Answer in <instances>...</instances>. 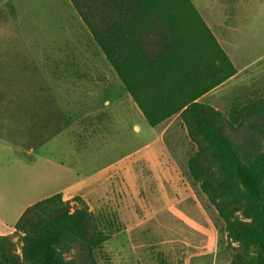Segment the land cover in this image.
Here are the masks:
<instances>
[{
  "label": "rangeland",
  "instance_id": "1",
  "mask_svg": "<svg viewBox=\"0 0 264 264\" xmlns=\"http://www.w3.org/2000/svg\"><path fill=\"white\" fill-rule=\"evenodd\" d=\"M191 1L238 71L225 97L260 84L264 0ZM128 101L68 0H0V232L61 193L115 218L98 264H230L180 122L159 135Z\"/></svg>",
  "mask_w": 264,
  "mask_h": 264
},
{
  "label": "trees",
  "instance_id": "2",
  "mask_svg": "<svg viewBox=\"0 0 264 264\" xmlns=\"http://www.w3.org/2000/svg\"><path fill=\"white\" fill-rule=\"evenodd\" d=\"M150 127L177 116L193 153L188 177L215 208L232 246L230 264H264V80L197 101L237 73L191 0H68ZM134 55L156 72L144 105L126 74ZM115 218L54 194L0 235V264H98Z\"/></svg>",
  "mask_w": 264,
  "mask_h": 264
},
{
  "label": "crops",
  "instance_id": "3",
  "mask_svg": "<svg viewBox=\"0 0 264 264\" xmlns=\"http://www.w3.org/2000/svg\"><path fill=\"white\" fill-rule=\"evenodd\" d=\"M201 16V15H200ZM203 19V18H202ZM206 23V22H205ZM207 25V24H206ZM208 26V25H207ZM208 28L211 30L212 34L214 35L215 39L217 40L218 44L222 47V43H223V39L221 38L220 35L217 34V32L213 31L209 26ZM224 51V49H223ZM225 52V51H224ZM226 53V52H225ZM227 55V54H226ZM134 60L136 61L135 67L132 68H127L126 74L128 75L129 79H130V83L134 89V91L140 95V98L143 102L144 105H151L152 101L148 100L147 98H144L143 94H148V93H152L153 92V87H154V77H157V73L154 72L152 70V67L148 66L146 63H144V61H142L138 55H134ZM228 57V55H227ZM229 58V57H228ZM230 60V59H229ZM232 63V62H231ZM234 66V65H233ZM111 67V66H110ZM235 67V66H234ZM236 68V67H235ZM112 69V68H111ZM113 71V69H112ZM114 75L116 76V78L118 79L117 75L115 74V72L113 71ZM238 73V71H237ZM237 73L231 77L230 79H228L227 81L223 82L221 85H219L218 87L214 88L213 90H211L210 92L206 93L205 95H203L201 98H199L197 101L201 102V103H207L210 106L216 108V109H220L221 107L225 106V95L231 90L232 86L235 84L234 82L231 83L232 81H235V78L238 77L239 75H237ZM112 76L111 73L109 75V77ZM118 81L120 82L121 86H122V90L123 92L126 94V96L128 97V105L132 108H137L138 106L136 105V103L134 102L132 96L128 93V91L126 90V88L123 86L122 82L118 79ZM228 83H231L228 87L224 88L225 85H227ZM224 88V90L222 89ZM226 89V90H225ZM227 91V92H224ZM227 97V96H226ZM94 108H96V105L93 106ZM139 113L141 114V112L139 111ZM97 114V109H95L91 115L92 116H96ZM142 115V114H141ZM94 118H96L97 116ZM143 117V115H142ZM177 120V116H173L172 118H170L169 120H166L164 122H162L161 124H159L158 126L154 127V128H159V135H161L167 128H169L171 126V124ZM163 127V128H162ZM162 128V130H161ZM149 152V151H148ZM146 152L144 153V155H147L149 153L152 154L151 152ZM155 154L157 152H154ZM158 154V153H157ZM153 155V154H152ZM156 163V162H155ZM0 235H4L0 232Z\"/></svg>",
  "mask_w": 264,
  "mask_h": 264
}]
</instances>
